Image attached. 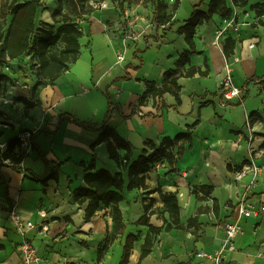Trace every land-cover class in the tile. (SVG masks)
I'll list each match as a JSON object with an SVG mask.
<instances>
[{
  "label": "crops",
  "instance_id": "crops-1",
  "mask_svg": "<svg viewBox=\"0 0 264 264\" xmlns=\"http://www.w3.org/2000/svg\"><path fill=\"white\" fill-rule=\"evenodd\" d=\"M198 2L181 0L173 19L176 24L170 31L164 29L165 26L157 29L153 22L154 7L151 8L150 27L143 31L142 25L140 32L128 39L105 28L107 12H95L87 25L78 22L84 33L79 59L54 85L41 88L42 104L28 112L18 97L30 96L29 86L35 82L32 72L23 78L26 84L11 86L8 83L4 87L0 94V142L8 143L20 130L33 129L36 134L33 148L21 163L25 173L9 165L0 166V264H25L19 250L24 239L39 248L42 256L39 264H97L98 248L104 243L108 230L113 229L112 209L105 208L92 221L85 222V206L75 202L73 190L85 184L84 176L94 156L97 157L96 169L111 172L123 169L110 159L105 143L92 148L100 135L97 128H85L71 120L60 122V116L71 113L80 121L102 124L108 109L107 90L113 103L109 124L131 143L133 158L140 155L147 140L160 143L163 137H175L198 120L192 145L186 144L185 154L175 165V171H171L167 160H162L147 173V184L151 188L161 185L165 191L178 190L183 216L187 218L197 215L200 208L212 206L213 198L221 207L218 217L213 212L200 214L204 234L199 239L192 232L180 229L163 232L142 264H214L195 254L200 251L211 254L221 248L223 222L236 218L239 201L245 199L254 206L264 205V171L260 183L251 186L250 175L240 181L234 177L235 169L256 154L260 156L258 162L264 164V99L258 87H249L242 102L222 105L219 91L227 63L232 64L235 82L239 85L251 78L264 77V25L259 23L250 6L234 7L231 17L215 15L211 21L197 27L198 53L191 55V65L206 70L207 61L209 75L179 79L182 104H177L171 94L165 96L166 106L160 111L157 99L150 98L144 105L139 104L146 90L145 81L155 80L157 85H162L164 73L175 69L181 54L189 49L178 29ZM221 28L224 33L222 43L218 44ZM228 36L237 43L235 53L226 58L223 45ZM252 42H256L253 48L250 47ZM146 47L148 49L144 50ZM3 98H8L9 102ZM253 111L260 112L263 120L249 125ZM120 154L124 156L125 150H120ZM54 167H58L59 174L51 178ZM201 184L214 186L212 198L200 200L191 192L192 186ZM135 191L145 192L143 189L127 192ZM127 192L120 203L126 221L125 232L100 264H119L126 236L139 234L143 229L134 243L129 264L138 262L148 227L128 223L125 208L130 209L137 199L129 200ZM143 197L139 199L142 209L136 220L144 211ZM150 198L155 199V207L163 205L158 193ZM12 209L22 220L31 221L36 227L25 234L16 232L9 216ZM156 219L162 220L154 215L151 222L163 225V222H155ZM242 225L236 250L225 251L222 264H264V213L244 218Z\"/></svg>",
  "mask_w": 264,
  "mask_h": 264
},
{
  "label": "trees",
  "instance_id": "trees-1",
  "mask_svg": "<svg viewBox=\"0 0 264 264\" xmlns=\"http://www.w3.org/2000/svg\"><path fill=\"white\" fill-rule=\"evenodd\" d=\"M62 0H59V3ZM74 2L75 15L82 18L86 14H92V8H85L84 0H72ZM140 0H123L124 3H133ZM153 4V22L157 29L165 26L164 29L172 30L176 24L174 16L178 10L181 0H174L169 3L167 0H149ZM80 5V6H79ZM45 6L43 0L18 1L13 0L9 6L13 18L7 32L0 26V94L4 87L13 82L12 76L4 70L8 62L19 58L24 54L30 55L32 74L35 82L29 86L30 96H20L18 99L25 104L26 111L42 104L40 92L41 88L54 85L55 81L62 73L69 69L72 63H75L81 55V39L84 36L82 29L77 21L70 15L65 19H57V10L53 12L52 18L55 23L43 21L36 27L35 19L38 9ZM255 11L258 21L264 22V0H199L193 6V11L184 24L179 27L178 33L185 36L189 49H185L183 54L176 62L175 69H168L164 73L162 85H157L155 80H146V90L139 98V104L144 105L150 98L161 99L158 110L166 106L165 96L171 94L175 97L177 104H182V86L179 79L182 77L192 78L196 75L206 77L209 75V66L206 61V70L200 66L191 65V55L198 53L195 42L197 27L209 22L215 15L223 18H229L233 15L234 7H246ZM81 7V8H80ZM158 39V36L155 37ZM236 39L228 36L223 45V52L226 58L235 53ZM146 47L144 50H147ZM187 64H190L188 67ZM108 109L105 121L102 124L80 121L71 113H64L60 116V122L71 120L81 126L89 129L97 128L100 131L99 137L92 144V148L101 143L107 145L110 159L114 160L123 170L111 172L108 169H96L97 157L94 156L88 164L84 176L85 184L78 186L73 190L74 200L80 206H85V222L92 221L105 208L112 209L113 229L108 230L104 243L97 251V264L102 263L106 254L120 235H123L126 229V221L120 203L125 199V192L134 190H145L143 197V214L136 220V224L148 227L141 246L140 255L137 264H142L143 260L149 256L159 236L163 232H170L173 229L190 231L199 239L204 234V224L200 221V214L204 212H213L219 216L221 207L218 200L214 199L212 206L200 208L197 215L193 217L183 216V206L179 199V192L165 191L161 185L151 188L147 184V173L152 170L156 163L167 160L171 165V171H175V165L184 156L186 144L192 145L194 137V128L199 123L198 120L187 126V130L178 133L175 137L165 136L160 143L153 140H147L145 147L142 148L140 155L133 158V147L131 143L123 138L116 128L109 124L113 114V103L109 91L106 92ZM161 106V107H160ZM251 125L258 120H263L260 112L253 111L250 114ZM1 136V134H0ZM181 142V144H179ZM19 143V139L14 137L8 141V147L0 153V161L10 158L15 168L21 173L26 169L21 166L24 160V153H16L14 149ZM120 150H125L124 156ZM43 159H47L42 155ZM85 165V163H83ZM59 174L58 167L51 168L50 177L55 178ZM26 177V174H24ZM38 181L45 182L38 178ZM1 184V182H0ZM8 195V186L6 187ZM191 192L200 200L212 198L214 186L210 184L194 185ZM158 193L163 203L162 206L155 207V199L150 198L152 194ZM150 199V200H149ZM156 215L163 220V225H155L151 222L152 216ZM71 221V220H70ZM140 233H130L126 236L123 244V253L119 264H129L134 248V243L139 240ZM88 246L86 242H82ZM1 249V246H0Z\"/></svg>",
  "mask_w": 264,
  "mask_h": 264
},
{
  "label": "built area",
  "instance_id": "built-area-1",
  "mask_svg": "<svg viewBox=\"0 0 264 264\" xmlns=\"http://www.w3.org/2000/svg\"><path fill=\"white\" fill-rule=\"evenodd\" d=\"M109 6L108 1H104L101 3L102 8H107ZM130 25H135L134 22H131ZM224 30L218 32L217 43H222V36ZM131 34L129 37H132ZM256 42H252L250 47H255ZM122 59V57H120ZM256 85L260 92L264 95V77L251 78L245 84L238 85L234 79L233 67L232 64L227 63L225 65V74L220 83V95L222 99V105H228L230 103L242 102L243 99L249 93V85ZM3 100L8 103V98H3ZM160 101L161 99H157ZM170 110V109H169ZM140 115L143 112H139ZM252 119L249 118L248 123L251 125ZM261 122V121H259ZM35 134L36 131L33 129H25L20 130L17 134V138L19 139V143L16 145L14 152L16 153H24L29 152L35 143ZM8 147V143L0 142V153L6 150ZM16 150V151H15ZM259 155H255L251 157L248 161L243 162L239 167L235 169V180L240 181L246 176L250 175V186L254 185L258 181V177L264 171V164L258 162ZM9 165L12 166L13 163L10 158L3 159L0 161V166ZM236 218L233 220H227L224 224V238L222 246L215 253L208 254L206 252H198L195 256L199 259H210L214 264H222V260L224 258V253L227 250H236V240L243 232L242 221L244 218L251 217L253 214L260 215L264 213V205L254 206L247 202V200L242 199L239 201L238 206L236 208ZM10 220L13 223V228L16 232L20 234H25L26 231L30 228L36 227V224H33L31 221L22 220L18 214H16L15 209L10 210ZM20 254L22 260L25 264H39L42 261V256L39 251V248L34 245L32 242L24 239L19 247Z\"/></svg>",
  "mask_w": 264,
  "mask_h": 264
},
{
  "label": "rangeland",
  "instance_id": "rangeland-1",
  "mask_svg": "<svg viewBox=\"0 0 264 264\" xmlns=\"http://www.w3.org/2000/svg\"><path fill=\"white\" fill-rule=\"evenodd\" d=\"M12 1L13 0H0V26H3V30L5 33L7 32L11 20L13 18L9 10V6L12 3ZM18 1L23 2L28 0H18ZM43 1L45 2V6L40 7L36 14V19H35L36 27L40 26L41 22L43 21L55 23V21L52 18V14L56 10L58 12L57 19L63 20L67 15H70V17L73 20L80 23H85L86 25L87 22L90 21V18L94 16L95 12H97L98 14L101 13L106 14L107 12L109 13V17L108 19H106L108 20V22L105 28L106 29L108 28V31L118 33L121 37L127 39L130 38L129 36L131 34L133 35L132 38L135 37V34L140 32V27L142 25L145 27L143 31L150 27V23L148 20L151 17L150 10L151 8H153V4L149 0H140V1H135L133 3H124L123 0H107L109 4L107 8L101 7V3L106 0H84L85 8H92L94 11L92 14L90 15L86 14L82 18H80L75 15L76 8L74 7V2L72 0H62L60 3L59 0H43ZM173 1L174 0H170L169 2L172 3ZM262 20L264 22V16L262 17ZM131 22H134L135 25H130ZM4 70L7 71L13 78V82L10 83L11 86H20L26 84L24 83L23 78L27 77L26 76L27 73L29 75V73L32 72L30 55L24 54L19 58L11 60L10 62H8V64L5 65ZM17 74H21V75L18 76ZM249 86L250 88L257 87L254 84H250ZM261 98L264 99V95L262 93H261ZM248 160L249 159L245 160L244 162ZM259 178L260 176L258 177V181H257L258 184L260 183ZM143 194L144 193H142L141 191H135L134 193H129V192L126 193L129 200L134 201V199H137L136 203L131 204L130 209L125 208L126 215L128 217V223L132 225L136 224V217L138 216L139 211L142 209L139 199L140 197H143ZM155 222L162 223L163 221L162 220L157 221L156 219ZM225 222L226 221H224L223 223L225 224ZM142 230L138 231V233H140V237L143 232ZM222 262H224V260H222Z\"/></svg>",
  "mask_w": 264,
  "mask_h": 264
}]
</instances>
